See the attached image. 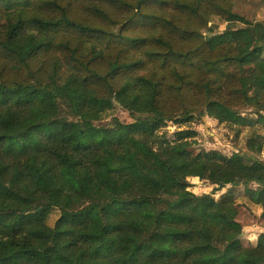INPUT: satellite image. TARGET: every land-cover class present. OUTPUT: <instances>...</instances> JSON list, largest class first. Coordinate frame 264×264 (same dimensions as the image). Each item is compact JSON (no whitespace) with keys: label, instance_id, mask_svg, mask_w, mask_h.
<instances>
[{"label":"trees","instance_id":"trees-1","mask_svg":"<svg viewBox=\"0 0 264 264\" xmlns=\"http://www.w3.org/2000/svg\"><path fill=\"white\" fill-rule=\"evenodd\" d=\"M233 5L0 0V264H264L235 200L264 219V162L193 153L182 128L207 114L238 136L264 120V22ZM113 105L133 121L95 125ZM245 146L260 153L264 136ZM175 171L231 191L196 194Z\"/></svg>","mask_w":264,"mask_h":264},{"label":"rangeland","instance_id":"rangeland-1","mask_svg":"<svg viewBox=\"0 0 264 264\" xmlns=\"http://www.w3.org/2000/svg\"><path fill=\"white\" fill-rule=\"evenodd\" d=\"M234 7L233 11L240 16L253 21V22H264V0H233ZM213 27L214 32H221L226 27V22L218 17H212L209 26ZM241 25V24H238ZM264 46V43H261ZM252 108H246L243 110L244 116L256 118V115L251 111ZM264 116V111H262ZM133 117L124 109L118 105H113L112 108L108 109L102 114V118L94 122L98 126L111 125L114 120H118L123 124L131 123ZM182 128L191 129L196 132L194 137V143L191 147L193 153L199 151H210L218 150L226 156L236 152L243 156H252V158L261 160L264 162V146L260 153H254L246 149L245 141L246 138L251 134L255 133L260 136H264V120L261 119L253 127L241 128L240 134L236 136L235 128L230 127L226 124H219L218 121L212 117L205 115H197L192 117L190 121L182 125ZM179 130L177 124L169 121L166 126L163 127L160 132L164 133L167 138H174L175 132ZM173 164L172 161H170ZM140 171L133 173V179L135 183V192H138V177ZM175 175L182 180H188L190 182L189 190L196 194L202 193H214L213 196L216 199L220 198L222 193L231 191L230 187H224L220 191H212V186L205 180H199L198 178H185L180 172L175 171ZM235 193V192H234ZM240 195V194H239ZM241 197V196H240ZM236 202L239 204L238 219L242 224V234L240 239L243 245L254 244L256 238L260 233H264V219L259 217V211L253 205L247 203L243 198L236 197ZM102 200L97 199V205H100ZM83 203L80 200H73L69 204V209H77ZM58 212L54 210L49 217L48 224L52 225L57 218ZM93 224L99 225L98 214L95 211L93 213Z\"/></svg>","mask_w":264,"mask_h":264},{"label":"crops","instance_id":"crops-1","mask_svg":"<svg viewBox=\"0 0 264 264\" xmlns=\"http://www.w3.org/2000/svg\"><path fill=\"white\" fill-rule=\"evenodd\" d=\"M254 207H256V209H258L259 214H260L261 209H260L258 206H254ZM257 237H258V236H257ZM256 239H257V238H256Z\"/></svg>","mask_w":264,"mask_h":264}]
</instances>
